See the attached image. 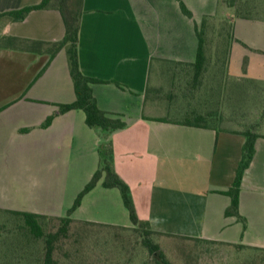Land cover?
<instances>
[{"label":"crops","instance_id":"obj_1","mask_svg":"<svg viewBox=\"0 0 264 264\" xmlns=\"http://www.w3.org/2000/svg\"><path fill=\"white\" fill-rule=\"evenodd\" d=\"M183 1L191 17L178 0H83L80 66L104 80L92 84L99 108L127 123L105 141L112 145L115 170L130 186L138 216L161 235L264 253V132L241 186L245 229L225 215L231 198L221 192L235 180L246 142L242 129L178 123L186 111L205 115L210 109L171 107L164 92L184 79L183 63L195 62L197 25L205 17L209 26L228 19L233 36L217 71L219 95L228 92L230 82L239 96L250 93L245 82L264 83V0H240L244 11L261 8L259 16H237L224 0ZM40 2L0 0V191H11L40 167L45 178L35 191L42 197L38 206L46 210L28 212L63 217L99 168L105 133L90 127L81 109L58 113L59 104L76 99L66 48L52 56L53 44L66 33L61 11L35 9L23 20L4 14ZM159 91L163 99L152 97ZM52 115V123L43 127ZM103 180L72 215L133 226L120 190L104 187ZM59 190H65V203L43 202Z\"/></svg>","mask_w":264,"mask_h":264},{"label":"rangeland","instance_id":"obj_2","mask_svg":"<svg viewBox=\"0 0 264 264\" xmlns=\"http://www.w3.org/2000/svg\"><path fill=\"white\" fill-rule=\"evenodd\" d=\"M230 27L229 20L223 17L208 26L207 41L212 58L217 54L221 56L224 50L221 45L223 39L228 40ZM219 64L223 67V57ZM220 65H216L217 68L211 65L202 84H194L189 75L172 89H162L166 93L165 99L169 100L166 102L171 107L182 105L187 109L208 107L214 125L242 130L253 126L256 131L264 132V83H245L250 93L239 96L237 88H231L230 82L229 93L222 90L219 95L217 77L220 73L217 71ZM159 92H152V97L158 99L161 95L159 99H163L162 91ZM44 178V171L38 167L25 180L16 182L11 191H0V264H44L45 237H35L24 219L12 212L46 210L38 206L42 197L35 191ZM64 191L59 190L43 202L62 205L67 201ZM36 199L37 207L34 206ZM72 218L76 222L71 225L69 236L57 243L54 264H157V256L143 244L142 230L77 223L79 220L74 215ZM40 222L46 234L57 231L60 225L54 218ZM152 239L160 244L173 264H264V253L244 252L222 243L161 234L153 235Z\"/></svg>","mask_w":264,"mask_h":264},{"label":"trees","instance_id":"obj_3","mask_svg":"<svg viewBox=\"0 0 264 264\" xmlns=\"http://www.w3.org/2000/svg\"><path fill=\"white\" fill-rule=\"evenodd\" d=\"M180 2V6L182 11L188 15L192 16V12L188 9L183 0H178ZM228 5L234 6L236 10L237 16L243 15L246 13V16H255L261 15V8H257L256 5L251 6L247 11L243 6H241L242 2L240 0H224ZM247 4V1H245ZM44 8H57L61 11L63 15V19L65 22L66 33L64 38L58 43L53 44V52L52 56L62 48H66L70 73L74 82V89L76 99L73 102L62 103L59 104L58 113H66L71 110L81 109L86 114V122L90 127L97 128L105 133L104 141L101 144L100 152H101V161L99 168L93 174L90 181L85 185L82 191L79 192L77 197L74 200L72 206L68 209L67 215L63 217H54V216H46L38 213L28 212V211H12L15 215L22 217L25 221V224L29 228L30 232L37 238L45 237V257L44 264H54V254L56 250L57 243L63 238H67L70 233L71 225L76 222L75 219L72 218L73 212L81 205L83 197L90 192L93 188L97 186L99 181L104 178L102 184L106 188H118L121 192L122 199L125 207L127 208L131 222L133 226L131 227H123V228H134L135 230H142L144 232L143 244L146 248H148L151 254H155L157 256V264H173L171 261L167 259L164 252L161 249L159 243L155 242L152 239L153 235L161 234L155 231L150 222L146 220H142L137 213L135 203L133 200L132 192L130 186L120 177V175L116 172L113 162V148L109 141H105L106 137L110 132L123 129L126 127L127 123L122 119L121 116L108 113L101 108H99L97 104V99L94 96L92 84L98 82H104V80L91 77L86 75L80 66L79 61V52H78V42H79V31H80V19L83 12V0H41L40 3L24 7L19 10L6 12L4 14H9L13 16L16 20H23L26 15L35 9H44ZM208 18H204L202 23L197 25V36H198V49H197V58L193 63H183V72L185 77L192 75V80L195 83H202V79H204L211 67H214L219 64V59L222 57H227V53L230 50V43L233 38L232 33L230 32L228 40L223 39V44L221 45L224 50L221 53V56L217 54L212 60V56L210 54V46L207 41L208 35ZM231 26V25H230ZM231 30V27H230ZM223 62H225L223 60ZM224 64V63H223ZM221 65L219 66V71L221 70ZM181 80V79H180ZM249 85L257 84L255 81L245 82ZM261 85V84H258ZM55 115L48 117V119L43 123V127L49 126ZM213 119L212 113L196 114L189 111H186L183 117L180 120H176V122L197 126V127H207L211 120ZM156 120L159 121H169L167 118H158ZM246 137V142L244 144L243 156L241 162L239 164L235 180L233 185L225 191H221L222 193L228 195L231 198L230 205L227 207L225 211L226 216L235 217L238 221L243 224V227L246 229L247 227V219L240 212V192L241 186L244 178V174L247 168L250 166L255 152H256V141L261 136L258 131L255 130L253 126L247 128L245 130L240 131ZM1 210V209H0ZM46 218H54L59 220L60 225L58 230L55 232H50L46 234L41 225V220ZM77 223L83 224H94L101 226H112L119 227L108 224H100L90 221H79ZM199 241H210L216 242L207 239H195Z\"/></svg>","mask_w":264,"mask_h":264}]
</instances>
